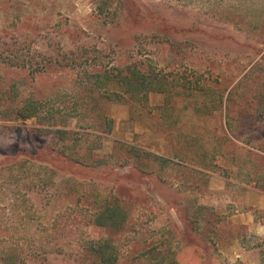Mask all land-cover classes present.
<instances>
[{
    "label": "rangeland",
    "instance_id": "obj_1",
    "mask_svg": "<svg viewBox=\"0 0 264 264\" xmlns=\"http://www.w3.org/2000/svg\"><path fill=\"white\" fill-rule=\"evenodd\" d=\"M0 264H264V0H0Z\"/></svg>",
    "mask_w": 264,
    "mask_h": 264
},
{
    "label": "trees",
    "instance_id": "obj_2",
    "mask_svg": "<svg viewBox=\"0 0 264 264\" xmlns=\"http://www.w3.org/2000/svg\"><path fill=\"white\" fill-rule=\"evenodd\" d=\"M22 116L26 117L27 115L23 114ZM103 244L104 243H100V241H97V244H96V248H97V250H99V251H96V258L100 259V260L104 259V254H105V248H103Z\"/></svg>",
    "mask_w": 264,
    "mask_h": 264
}]
</instances>
